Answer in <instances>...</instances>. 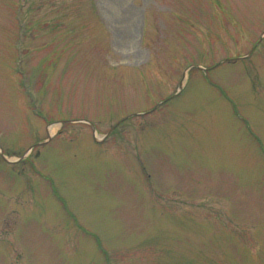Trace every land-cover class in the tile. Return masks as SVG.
Listing matches in <instances>:
<instances>
[{"label":"rangeland","instance_id":"rangeland-1","mask_svg":"<svg viewBox=\"0 0 264 264\" xmlns=\"http://www.w3.org/2000/svg\"><path fill=\"white\" fill-rule=\"evenodd\" d=\"M108 2L0 0V264H264V0Z\"/></svg>","mask_w":264,"mask_h":264},{"label":"flooded vegetation","instance_id":"flooded-vegetation-1","mask_svg":"<svg viewBox=\"0 0 264 264\" xmlns=\"http://www.w3.org/2000/svg\"><path fill=\"white\" fill-rule=\"evenodd\" d=\"M1 197H2V199L4 201V203H3L4 207H5L4 210L6 212H8L9 209H8L7 205H10V208L12 209L11 210L12 212L9 215H7V216H3L2 219H1L2 220V226L0 227V246L6 247L7 248V252L10 251L11 254H14L15 253L14 247L6 241V238L12 232L11 231L12 221H13L12 220V214L13 213L16 214V212L13 211V207H12L14 201H13L12 195H10V194H7V195L1 196ZM24 208H25V206H24ZM25 210H26V208H25ZM13 260L14 259H11L9 264H14L15 262H16L15 264H21L22 263V262H19L17 260L15 262H13Z\"/></svg>","mask_w":264,"mask_h":264},{"label":"bare ground","instance_id":"bare-ground-1","mask_svg":"<svg viewBox=\"0 0 264 264\" xmlns=\"http://www.w3.org/2000/svg\"><path fill=\"white\" fill-rule=\"evenodd\" d=\"M116 1L118 2L119 0H109V2L106 3V5H107L108 8L112 9L114 12L117 13V4H116ZM105 2H106V0H105ZM122 12H123V14H124V12L127 13V12H130V11H125L124 9H122V11H121L120 13L122 14ZM117 14H119V13H117ZM121 14H119V15H121ZM123 14H122V15H123ZM110 19H111V17H110ZM57 128H58L57 125H53V126H51V127L49 128V132H50L51 136H54V134H55Z\"/></svg>","mask_w":264,"mask_h":264}]
</instances>
